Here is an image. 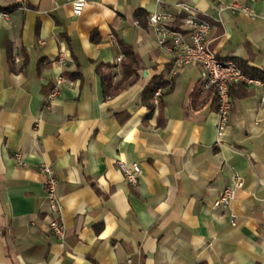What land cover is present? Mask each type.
<instances>
[{
  "label": "crops",
  "instance_id": "0c3cea01",
  "mask_svg": "<svg viewBox=\"0 0 264 264\" xmlns=\"http://www.w3.org/2000/svg\"><path fill=\"white\" fill-rule=\"evenodd\" d=\"M178 2L210 25L216 56L264 71V0H86L79 16L70 0H0V264H264V83L233 101L218 137L199 67L170 77V54L133 16ZM119 40L145 68L105 96L96 67L110 65L112 89ZM156 75L173 80L161 126L157 100L150 117L141 103ZM118 159L140 164L137 185ZM42 163L58 181L62 238L46 229ZM235 176L244 187L230 208L214 207Z\"/></svg>",
  "mask_w": 264,
  "mask_h": 264
},
{
  "label": "built area",
  "instance_id": "2783aa9c",
  "mask_svg": "<svg viewBox=\"0 0 264 264\" xmlns=\"http://www.w3.org/2000/svg\"><path fill=\"white\" fill-rule=\"evenodd\" d=\"M163 3L164 0H156ZM72 15L79 16L86 4V0H70ZM177 13L164 9L149 13L146 24L157 35L158 44L170 54L169 75L173 77L186 66H197L200 69V92L213 87L217 96V133L223 135L229 125L232 103L229 95L231 85L244 83L246 86L262 83L258 79L246 75L231 59H221L207 47V36L210 25L200 17L199 11L186 2L176 3ZM242 12L254 17L252 10L247 6L239 7ZM137 23V21H136ZM120 60V58H118ZM61 80L58 79L52 89V94L58 92ZM164 88H158L153 99L158 100ZM264 106V97L261 99ZM19 158V155L16 154ZM117 169L124 180L137 185L142 168L138 162L118 159ZM39 171L44 176V190L47 211L46 229L53 235L62 238L65 226L61 219V205L58 195V181L49 164L42 163ZM244 187V180L235 176L222 189L220 195L213 202L219 209H229L236 197L237 191ZM237 216L230 212V224L236 225Z\"/></svg>",
  "mask_w": 264,
  "mask_h": 264
},
{
  "label": "trees",
  "instance_id": "16d2710c",
  "mask_svg": "<svg viewBox=\"0 0 264 264\" xmlns=\"http://www.w3.org/2000/svg\"><path fill=\"white\" fill-rule=\"evenodd\" d=\"M5 10L6 9L4 8H0V11H5ZM147 15L148 14L143 9L140 8L135 9L133 12V16L135 20L139 25L143 27L146 26ZM90 37L92 40H95V32H92ZM118 44L121 48L122 54L124 56V60L121 63V77L118 81H116L113 84L112 89H111V80L113 74L109 70L110 65L99 64L96 67V72L100 75L102 81V88L105 96L117 93L122 88H125L126 86L132 84L139 77V75L145 68L142 59L137 54V52L132 48L131 45L126 44L122 40H119ZM235 63L246 75L258 79L260 82L264 83V71H259L254 68H250L246 66V63L241 60L235 59ZM102 67H104L105 70H102L101 69ZM71 76L76 77V76H80V74L74 73ZM172 82L173 80L171 78L166 77L165 75H156L149 80V82L146 84V86L142 91L141 103L149 109V113L146 115V117H150L154 109V103L152 102V98L155 91L158 88L167 87V89L161 93V95L157 100L158 118H159L158 125L160 126L164 123L163 120L164 106H163L162 96L169 91L170 87L172 86ZM249 93L250 91L246 89V85L244 83L234 84L231 85L229 88L231 103H233V101L236 99L247 96ZM205 94L206 96L210 97V100L213 104L217 105L216 91L213 87L208 88L205 91ZM191 96L194 99H197L199 97V90L197 87L194 88V90L191 93Z\"/></svg>",
  "mask_w": 264,
  "mask_h": 264
}]
</instances>
